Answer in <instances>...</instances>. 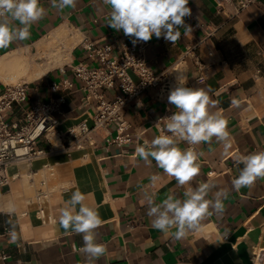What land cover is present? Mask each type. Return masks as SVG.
<instances>
[{"label":"crops","instance_id":"0c3cea01","mask_svg":"<svg viewBox=\"0 0 264 264\" xmlns=\"http://www.w3.org/2000/svg\"><path fill=\"white\" fill-rule=\"evenodd\" d=\"M40 3L46 16L31 26L29 39L0 48V58L21 50L38 54V44L59 30L66 32L60 46L74 40L77 44L69 62L27 83V100L8 113L7 120L19 121L38 102L63 98L57 116L59 129L67 132L95 111L83 101L82 83L73 72L81 62L98 66L83 43L103 46L119 38L132 43V38L107 26L110 6L103 0H77L75 8L63 10L51 8L49 0ZM187 6L191 15L184 18L187 27L180 29L175 44L155 36L149 41V64L161 72L183 59L189 86L211 89L209 95L217 102L211 110L227 119L228 139L218 142L213 137L211 143L198 145L180 142L181 149L191 148L199 155L200 174L178 186L154 160L147 164L135 152L137 145L162 133L169 135L160 119L168 108L176 111L159 99L156 90H148L126 108L128 142L116 141L119 133L114 124L92 132L95 144L85 149L66 150L57 141L52 148L40 140L38 148L47 154L29 162L25 174L11 169L18 164L11 165L7 172L12 181L0 187V254L7 256L0 264H85L82 234L65 232L58 223L60 209L77 189L101 219L96 242L107 251L95 264H264V253L262 261L255 258L259 249L264 251V178L239 191L232 187L243 168L236 165L237 158L264 151V0L232 18L228 14L232 8L219 11L214 0H189ZM191 48L200 57L201 72L186 55ZM201 74L204 80L199 83ZM66 81L72 83L71 89L62 86ZM6 85L0 81V93ZM54 85L60 88L55 90ZM116 94L114 89L105 90L108 99ZM233 98L239 106L231 105ZM226 143L230 147L225 148ZM203 183L216 186L206 199H214L218 191L228 193L222 213L210 208L197 228L180 239L174 228L165 233L152 226L146 214L148 200L160 203L169 195L184 199L187 189L194 191ZM40 189L48 194L41 201L36 198Z\"/></svg>","mask_w":264,"mask_h":264},{"label":"clouds","instance_id":"9594fccd","mask_svg":"<svg viewBox=\"0 0 264 264\" xmlns=\"http://www.w3.org/2000/svg\"><path fill=\"white\" fill-rule=\"evenodd\" d=\"M103 3L110 6L107 26L132 38L134 45L148 42L153 36L157 39L163 37L166 42L175 44L181 37L180 29L187 27L184 18L191 15L187 6L189 0H103ZM76 4L77 0H49L50 7L56 10L75 8ZM46 14L47 10L40 0H0V48H7L16 40L29 39L31 26ZM16 21L18 26L13 23ZM210 91L178 82L168 95V102L176 111L164 118L167 121L166 131L171 135L162 133L135 148L136 154L145 163L151 164L154 160L158 168L175 178L178 186L189 184L200 174L199 155L191 148L181 149L180 142L198 145L211 143L213 137L218 142L228 139V121L220 112L211 110L217 107V102L211 99ZM230 103L239 106L240 101L233 98ZM228 147L230 145L226 143L225 148ZM235 163L237 166L243 164V168L232 181L234 190L239 191L251 186L258 178H264V151L238 157ZM215 187L203 183L194 191L189 188L184 192V199H174L171 195L160 203L150 199L146 214L155 229L167 233L174 228V236L183 238L210 214V208L216 213L223 212L222 201L227 199V192L218 191L214 199H206ZM85 199V194L79 189L74 191L60 209L58 223L65 232L82 234L83 246L80 250L86 256L85 264H95L107 249L96 242L95 229L100 226L101 219L96 209L84 203ZM10 235L15 240V232Z\"/></svg>","mask_w":264,"mask_h":264},{"label":"built area","instance_id":"2783aa9c","mask_svg":"<svg viewBox=\"0 0 264 264\" xmlns=\"http://www.w3.org/2000/svg\"><path fill=\"white\" fill-rule=\"evenodd\" d=\"M219 11L225 12L226 7L232 10L229 16L236 17L251 5L262 0H214ZM150 42L129 43L123 38L115 39L109 44L97 46L92 41L83 43L88 56L98 61V66L79 63L73 67L74 76L82 83L83 101L94 107V112L83 119L78 125L67 132L59 129L61 121L57 114L62 112L63 98L51 99L48 102H38L24 112L23 117L16 122L7 120V114L16 106H22L27 100V83L6 85L0 93V187L8 186L12 178L8 175V168L17 163H29L39 156L47 154L38 148V142L45 140L54 148V141L66 150L85 149L95 144L91 133L108 128L114 124L119 133L116 141L128 142L129 135H124L129 129L126 120V108L148 90H156L159 99L168 102L170 90L179 82L190 87L181 67L182 60L161 72L154 71L149 64L147 50ZM194 64L202 71L200 57L191 48L186 52ZM201 74L197 82H203ZM66 89L73 87L70 81L62 85ZM60 85H54L57 90ZM114 89L117 94L108 99L105 90ZM173 110L167 109L160 119L171 116ZM90 121L92 124H90ZM169 135H171L169 133ZM52 149L49 150L51 152ZM45 190H38L36 198L44 200ZM42 204V203H40ZM43 213V208L40 207ZM8 231V230H7ZM264 251L259 249L255 258L262 261ZM7 256L0 254V259Z\"/></svg>","mask_w":264,"mask_h":264},{"label":"bare ground","instance_id":"6f19581e","mask_svg":"<svg viewBox=\"0 0 264 264\" xmlns=\"http://www.w3.org/2000/svg\"><path fill=\"white\" fill-rule=\"evenodd\" d=\"M65 34L66 32L63 30H59L38 44V50L36 52H39L40 55L42 54L41 56L39 55V58L45 59L46 61L44 63H36V57H31V60L29 58L30 54H27L24 50L16 51L0 58V81L6 84H11V81H17L18 79L31 82L42 77L51 69L63 66L69 62L71 60L70 51L77 44V41L74 40L72 43L68 42V45L60 46L59 42L62 41L61 39L64 38ZM55 144L58 145L57 142ZM27 168L28 164L24 162L11 167L14 172L20 171L23 174L26 173ZM24 177L27 176L25 175ZM28 179H30L29 176ZM25 181L27 182V180ZM28 185L29 183L27 182V186Z\"/></svg>","mask_w":264,"mask_h":264},{"label":"rangeland","instance_id":"374dc122","mask_svg":"<svg viewBox=\"0 0 264 264\" xmlns=\"http://www.w3.org/2000/svg\"><path fill=\"white\" fill-rule=\"evenodd\" d=\"M36 55H37L38 57H37ZM39 55H40L39 53H38V54L33 53V54L29 55V56H30L29 58L32 60L33 57H36V59H37V62H36V63H44L46 60H45V59H40L39 57H40L42 54H41L40 56H39ZM31 57H32V58H31ZM41 61H42V62H41ZM11 82H12V83H11L10 85L19 84V83H24V82H25V83H29V81H26V80H24V79H21V80L18 79L17 81H16V80H13V81H11ZM7 85H8V84H7ZM17 164H18V163H17ZM27 164H28V163H27ZM258 261H259V260H258Z\"/></svg>","mask_w":264,"mask_h":264}]
</instances>
